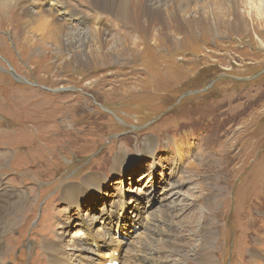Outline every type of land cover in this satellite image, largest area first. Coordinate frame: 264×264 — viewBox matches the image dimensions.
<instances>
[{"label":"rangeland","instance_id":"1","mask_svg":"<svg viewBox=\"0 0 264 264\" xmlns=\"http://www.w3.org/2000/svg\"><path fill=\"white\" fill-rule=\"evenodd\" d=\"M4 1L0 190L29 200L1 262L105 264L116 251L120 264H198L207 251L264 264V0H242L228 26L214 27L213 0L208 26L156 23L142 41L109 30L60 50L15 37ZM154 220L180 254L140 252Z\"/></svg>","mask_w":264,"mask_h":264},{"label":"bare ground","instance_id":"2","mask_svg":"<svg viewBox=\"0 0 264 264\" xmlns=\"http://www.w3.org/2000/svg\"><path fill=\"white\" fill-rule=\"evenodd\" d=\"M211 1L213 0H5L4 4L12 3L14 5L15 9L10 11L12 13L10 16V31L15 37L27 44L33 41H40L43 44L48 42L60 50L68 48L75 43H79L82 48L87 45V42L89 44L90 41H94V45L100 44L101 41H107L106 32L109 30L113 33L110 36L119 35L116 38L124 36L125 41H129L127 36L131 38V34L125 33L127 28H129V31H132L131 33L135 37V40L130 39V41H142L140 37L145 34L144 30L154 27L156 23L173 28L174 23L181 26L194 25L200 21L208 26L211 24L207 18ZM225 1L215 0L214 3L218 6L217 8H211L216 15L222 16L218 20L215 19L213 23L216 28L217 25H229L227 23L228 19L225 18L242 0H228L229 5L227 7H225ZM191 4H193L192 9L188 13L189 5ZM189 14L191 15L189 16ZM180 15L186 16V18ZM107 24L114 26V28H108ZM102 26H105L104 30L100 29ZM117 27H122V30L117 31ZM82 54L86 55L83 52ZM91 54L94 55H92L93 57L90 56V58L96 60L95 55L98 56L99 53L93 52ZM99 55L103 56V54ZM1 148L2 146L0 145ZM6 153L4 152L0 155L1 160L5 161L7 159ZM19 183L20 186L23 185L22 182ZM28 200V196L25 193H7L0 190V239L5 233L7 234L14 229L18 222L17 213L27 204ZM159 222L169 225L167 212ZM159 222L155 223V220L152 222L154 224L152 226L155 229L149 227L146 239L137 247L141 249L140 252L145 253L148 259L161 258L165 250L169 248L180 254L178 236L175 234L174 236H163L164 233L159 228ZM156 233H159V235ZM162 236L163 239H160ZM43 248L47 252L56 251V248L49 242H44ZM124 255L126 258L127 254ZM119 257L118 252L111 251L105 258V264H120ZM125 258L124 261L126 262L121 264L147 263L144 261L146 258L143 260L136 257L135 263H131L129 262L131 260L126 258L129 260L127 261ZM199 260L198 264H214L207 251L200 253ZM0 264H3L1 258ZM53 264L62 263L55 260Z\"/></svg>","mask_w":264,"mask_h":264}]
</instances>
